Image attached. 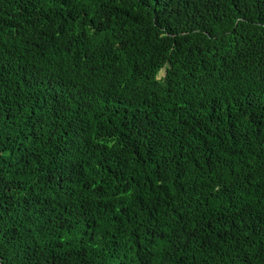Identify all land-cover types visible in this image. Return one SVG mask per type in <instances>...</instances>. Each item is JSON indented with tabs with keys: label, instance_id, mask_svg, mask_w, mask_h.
I'll return each mask as SVG.
<instances>
[{
	"label": "trees",
	"instance_id": "1",
	"mask_svg": "<svg viewBox=\"0 0 264 264\" xmlns=\"http://www.w3.org/2000/svg\"><path fill=\"white\" fill-rule=\"evenodd\" d=\"M0 264H264V0H0Z\"/></svg>",
	"mask_w": 264,
	"mask_h": 264
},
{
	"label": "clouds",
	"instance_id": "2",
	"mask_svg": "<svg viewBox=\"0 0 264 264\" xmlns=\"http://www.w3.org/2000/svg\"><path fill=\"white\" fill-rule=\"evenodd\" d=\"M161 72H162V75H161V76H158V78H159V77H162V76L164 75V73H165V69L160 70L159 74H160Z\"/></svg>",
	"mask_w": 264,
	"mask_h": 264
},
{
	"label": "rangeland",
	"instance_id": "3",
	"mask_svg": "<svg viewBox=\"0 0 264 264\" xmlns=\"http://www.w3.org/2000/svg\"><path fill=\"white\" fill-rule=\"evenodd\" d=\"M162 75V72L159 74V76H161Z\"/></svg>",
	"mask_w": 264,
	"mask_h": 264
}]
</instances>
